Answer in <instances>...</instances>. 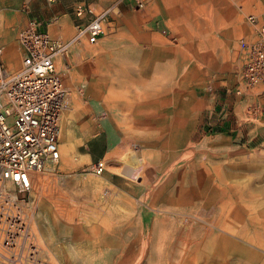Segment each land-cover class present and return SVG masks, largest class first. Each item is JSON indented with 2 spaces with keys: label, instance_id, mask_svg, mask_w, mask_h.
<instances>
[{
  "label": "rangeland",
  "instance_id": "374dc122",
  "mask_svg": "<svg viewBox=\"0 0 264 264\" xmlns=\"http://www.w3.org/2000/svg\"><path fill=\"white\" fill-rule=\"evenodd\" d=\"M143 1L140 9H126L139 17L138 31L152 33V62L166 63L162 97L169 116L182 112L183 147L172 159L179 133L166 137L162 152L152 146L153 135L122 134L135 129L141 100L158 101L159 87L146 95L144 88L115 86L117 80L107 86L82 80L83 61L98 56L99 45L83 38L80 52L75 42L57 64L63 70L68 61L81 83L69 97L74 150L37 175L25 208L43 258L50 264H264V88L240 80L238 46L252 34L246 16L263 13L264 0ZM114 2L86 4L99 12ZM38 18L67 24V0H0L2 60L12 73L22 66L18 32ZM112 26L105 35L117 29ZM148 41L140 39L143 47ZM119 42L121 50L132 43ZM129 57L119 49L113 56L122 67ZM153 107L157 114L161 104ZM225 120L232 122L229 130H222ZM85 153L91 158L83 159ZM98 161L101 175L93 172ZM142 226H156L155 235L143 236Z\"/></svg>",
  "mask_w": 264,
  "mask_h": 264
},
{
  "label": "built area",
  "instance_id": "2783aa9c",
  "mask_svg": "<svg viewBox=\"0 0 264 264\" xmlns=\"http://www.w3.org/2000/svg\"><path fill=\"white\" fill-rule=\"evenodd\" d=\"M127 2L143 6V0H116L99 12L76 6V33L67 42L40 32L35 20L28 21L16 39L22 65L16 73L4 65L0 46V264H50L43 258L25 208L37 175L60 159L61 114L71 91L65 87L68 73L58 71L57 62L65 61L74 43L83 38L95 45ZM247 22L256 25L257 18L248 16ZM238 46L240 80L249 88H264V27L258 39H240ZM83 73L87 79L101 73L95 57L85 58ZM104 170L103 161L93 166L96 175Z\"/></svg>",
  "mask_w": 264,
  "mask_h": 264
},
{
  "label": "crops",
  "instance_id": "0c3cea01",
  "mask_svg": "<svg viewBox=\"0 0 264 264\" xmlns=\"http://www.w3.org/2000/svg\"><path fill=\"white\" fill-rule=\"evenodd\" d=\"M86 3H87V0H67V24L65 22V19L64 20H61V19L49 20L45 18H38L37 21H38L39 31L47 32L52 37L55 36L62 40L67 38V40H69L70 38L73 37L75 33V23H76V19L73 13L74 11L72 12V9H74L76 6H93L94 4V3L92 4H86ZM148 6H150V3L147 4L146 7ZM127 7H136V6H134L133 3H129V2L122 4L119 9V14L112 18V21H111V24L109 25L108 30H110V28L113 27L112 25H115V28L117 27V29H115V31L110 33V35L108 34V36L107 34L101 36L99 40L97 41V43L95 44V45H99V50H98L99 55L96 56L95 58L101 66V73L93 79H87L83 73V66H82L80 76L82 80L90 82V84L95 82L96 84H101L102 86L113 84L114 83L113 81L117 80V83L115 82L114 84L115 86L120 83H126L129 88L131 89L136 88L134 89L135 93H138L140 89L144 88V94L146 95L151 94L150 91H152V89L150 88L159 87V91L156 90L158 101L154 102L151 98L149 100L145 98L143 102L142 100L141 101L139 100L141 104H143V106L138 107L137 112H140L141 114L134 115V121H135V124H137L136 127H134L135 128L134 130L121 131L119 127L117 128L114 127V129L115 131L117 130L118 133H120L121 131L122 134L147 133L149 135H153L154 137H150V138L156 142L154 143L156 145H152V146L153 147L160 146L161 148L159 149L160 150L159 152H162V150H166L167 144H168V138L166 137L169 134L177 135L179 133L181 136L179 140L178 139L176 140L177 142L174 147L175 151H173V153L170 154L171 158L174 159L176 157L177 150L182 149L183 147L182 126H181L183 115L181 111H179V114L178 112L176 113L173 112L172 114H170V116L167 113L166 106L168 102L165 101V99H163L162 97L166 95L168 91L167 85H168L169 78H168L167 72H165V69L167 67L166 63L162 60L156 63L152 62L151 54L153 52V49L150 47V44H151L150 40L152 37V33L151 34L143 33L141 31H138L137 28H135L133 23H135L139 17L137 15H131L129 11H127L126 9ZM248 16H255L257 18L256 25H252L247 22ZM248 16H246L245 19H246L247 24L252 28V34L250 35L249 38H240V39H246L248 41H253V40L258 39L259 35H261V33L263 32L264 12L261 13L260 15L250 14ZM53 20H57L58 22H54ZM124 38H126L127 41L130 40L132 43H131V46L128 43V45L125 46L127 48H123V50H121L119 47L121 42H119V40H122ZM142 38L149 40L147 42L149 47L144 46L146 49H143L144 47L140 43V39ZM77 49L80 52H82L81 44L79 48L77 47ZM118 49L119 51H124V54H128V52H130L131 54V57L127 59L128 62L130 61V63L127 64L126 66L122 67V66L117 65L115 58H113L115 51L116 50L118 51ZM136 52L140 55V57L137 60H136V57H134V54H136ZM105 53H107V55L109 56L108 57L104 56ZM119 54L121 53L119 52ZM89 56H93V55L88 54L86 57H89ZM104 57L107 58V62L109 63V65L112 64L111 67L104 66V62H106ZM239 63L241 65L240 68L242 69L240 50H239ZM67 65L69 66L65 67V69L63 70H59L58 65H57V70L68 73V79L65 82V87L68 88L70 91L71 90L75 91L78 87L81 86L80 85L81 83L79 84L75 80V78L72 76V74L70 73L71 66L68 61H67ZM158 69L160 70V72H157ZM116 75H117V78H115ZM234 78L237 80L238 77L234 76ZM176 86L178 87V85ZM148 88H149V91H148ZM70 100L71 99L66 100L64 110L61 114V117H62L61 122H60L61 134L59 132V136H58L59 154H60V158L63 160L67 159V155L70 154V151L74 150V146L72 142L70 141L71 140L70 139L71 127L69 124V113H70V102L69 101ZM158 104H161V109H159L157 114H155V110L151 109V107L156 108L153 106H157ZM146 108H148L147 111H145ZM223 117H226V115L224 114ZM143 122L145 124H144V127L142 128L141 126L143 125ZM230 128H232V122H230V120H225L223 122L222 130H229ZM97 134L98 133L92 134V137H95V135ZM157 135H159V137ZM110 142H112V140H110ZM86 149L88 152H90L93 149V144L92 143L87 144ZM80 156L85 160L91 158L90 153H85ZM165 164L166 163L163 162L162 160L159 165L162 166Z\"/></svg>",
  "mask_w": 264,
  "mask_h": 264
},
{
  "label": "bare ground",
  "instance_id": "6f19581e",
  "mask_svg": "<svg viewBox=\"0 0 264 264\" xmlns=\"http://www.w3.org/2000/svg\"><path fill=\"white\" fill-rule=\"evenodd\" d=\"M146 49V48H145ZM126 84V83H125ZM127 86V84H126ZM128 87V86H127ZM128 106L126 105H122L121 108H127ZM160 108V107H159ZM153 109V108H151ZM155 110V109H154ZM155 114H156V110H155ZM128 167V166H127ZM131 170V169H129ZM129 174V173H128ZM206 201H209L208 204H210L211 202H213V198H212V195L211 194H208L206 195ZM207 206H210V205H207ZM191 227L189 226L188 229H190ZM194 229L196 230V232H200V228H198V226H195ZM171 230L174 232V234H178L180 229L176 226H172L171 227ZM204 233L202 234H206L207 232H205V229H203ZM156 233V226H142V235L148 237L149 239L154 236ZM144 244V243H143ZM144 246V245H143ZM146 247V246H145ZM143 249V248H142ZM146 249V248H144ZM145 251V250H144Z\"/></svg>",
  "mask_w": 264,
  "mask_h": 264
}]
</instances>
